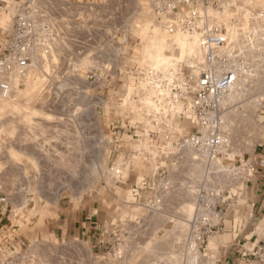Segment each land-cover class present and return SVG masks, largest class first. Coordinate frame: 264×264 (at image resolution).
I'll list each match as a JSON object with an SVG mask.
<instances>
[{
    "label": "rangeland",
    "instance_id": "1",
    "mask_svg": "<svg viewBox=\"0 0 264 264\" xmlns=\"http://www.w3.org/2000/svg\"><path fill=\"white\" fill-rule=\"evenodd\" d=\"M100 2V8L84 10L99 23L91 33L95 40L81 55L65 53L58 40L49 55L37 56L28 73L16 79L10 97L0 98V199L8 202L0 222L8 228L0 231V264H209L205 248L213 233L197 240L201 234L191 235L189 222L200 190L224 191V204L208 199L223 221L230 213L226 191L231 189L228 204L233 209L236 187L245 181L236 175L238 157L231 146L240 138L237 132L253 125L264 102V0H222L215 13L216 23L226 27L251 69L227 96L228 151L211 163L203 154L181 150L176 169L181 181L173 188L155 181L149 190L154 198L127 210L120 207L111 222L109 190L120 178L111 170V132L124 131L113 130L114 117L137 111L132 100L139 92L137 71L172 67L177 60L199 56L200 49L197 35H170L160 27L153 0ZM10 20L2 15L0 26ZM100 67L106 71L99 81L86 80L87 72ZM180 128L181 135L191 130L188 121ZM99 199L106 217L102 238L97 239L106 248L95 254L86 244L96 241L66 235L64 229L61 233L59 217L65 208L92 207ZM155 199L160 202L152 206ZM20 206L31 223L19 231ZM162 212L179 216L164 218ZM170 220L174 228L158 232ZM116 222L118 231L110 233ZM19 238L25 244H13Z\"/></svg>",
    "mask_w": 264,
    "mask_h": 264
},
{
    "label": "built area",
    "instance_id": "2",
    "mask_svg": "<svg viewBox=\"0 0 264 264\" xmlns=\"http://www.w3.org/2000/svg\"><path fill=\"white\" fill-rule=\"evenodd\" d=\"M41 1L0 0V14L4 10L16 9L11 22L0 26L2 99L10 97L16 79L28 73L34 59L49 55L54 43L63 36L61 29L41 10L44 5ZM221 1L153 0L160 27L170 35H197L200 55L177 60L169 68L138 70L135 82L139 92L132 98L138 106L137 111L125 113L123 119L115 122L114 130L126 127L135 139L139 134L146 135V145L151 149L156 147L159 135L164 134L166 139L171 135L174 118L180 124L188 121L190 132L180 133L171 144L176 150L175 155L179 156L181 150L188 149L203 154L211 163H217L218 156L228 147L229 134L224 118L228 110L227 96L239 78L251 72L248 62L235 48L236 43L228 36L226 27L216 23L215 13L220 9ZM104 71L106 67L97 68L87 72L85 78L99 81ZM180 124L178 129H181ZM152 159L157 162L159 154ZM235 168L240 179L254 172V167L245 160H240ZM111 170L117 178L120 177V168L115 166ZM162 178L161 173L156 181L163 182ZM222 194L224 191H199L195 213L189 222V233L201 234L197 240L220 229L222 213L208 199L222 205L226 201ZM159 202L155 199L152 206Z\"/></svg>",
    "mask_w": 264,
    "mask_h": 264
},
{
    "label": "crops",
    "instance_id": "3",
    "mask_svg": "<svg viewBox=\"0 0 264 264\" xmlns=\"http://www.w3.org/2000/svg\"><path fill=\"white\" fill-rule=\"evenodd\" d=\"M100 3H102L100 0H49L42 6L41 10L48 20L54 22L63 32L60 40L64 44L65 53L81 55L87 49L86 46H89L87 43L95 40L91 33L93 27L99 23V19L93 15H84V10L100 8ZM15 11L14 8L4 10L0 17L4 15L13 18ZM84 25L88 26L87 30L80 29ZM114 119L116 122L123 119V116L119 118L116 116ZM179 122L174 118L171 135L167 139L164 134L159 135L156 147L153 146L151 149L146 145V135L139 134L135 139L126 127L122 133L111 132L113 163L115 166L119 163L121 176L109 190L110 222L111 219L117 218L120 207L127 210L139 201L146 202L154 198L155 192L150 193L149 190L153 189L151 185L160 173L163 174L164 185L170 188L181 181L176 172L180 157L175 155L176 150L171 146L180 136ZM235 135L240 138L232 141L231 149L237 153V162L247 161L254 167V172L248 173L241 186L236 187L237 194L233 195L237 203L233 209L228 204L232 199L231 189L228 188L226 191L228 194L226 214L228 210L230 213L222 221L220 229L207 239L205 253L208 255L209 264H264V102L257 108L253 125L243 127ZM250 137L252 140L248 141ZM155 154H159L157 162L152 159ZM96 201L97 205L92 207L78 206L71 210L65 208L60 213L59 228L62 230L61 233L64 229L66 235L74 234L83 240L96 241L86 245L93 253L99 254L106 248V244H99L100 240L97 239V237L102 238L101 232L104 229L106 214L102 200ZM189 205L190 203L187 204ZM7 208V200L0 199V215H2L0 222L4 220ZM162 213L164 218L179 216L178 213L175 215ZM17 214L20 231L27 223H31V220L24 206H20ZM75 223L78 224V229L73 228ZM119 227L120 224L117 225L116 222L110 233L117 232ZM164 228L173 229L174 223L171 220L166 221L158 232L165 231ZM4 229L8 231L6 226L0 225V231L5 232ZM23 241L19 238L13 244H25ZM6 243L10 244V242Z\"/></svg>",
    "mask_w": 264,
    "mask_h": 264
}]
</instances>
